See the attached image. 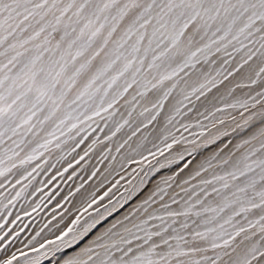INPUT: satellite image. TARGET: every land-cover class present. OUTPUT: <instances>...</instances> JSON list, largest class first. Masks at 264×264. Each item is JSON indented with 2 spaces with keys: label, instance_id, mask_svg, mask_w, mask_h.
<instances>
[{
  "label": "snow or ice",
  "instance_id": "snow-or-ice-1",
  "mask_svg": "<svg viewBox=\"0 0 264 264\" xmlns=\"http://www.w3.org/2000/svg\"><path fill=\"white\" fill-rule=\"evenodd\" d=\"M0 264H264V0H0Z\"/></svg>",
  "mask_w": 264,
  "mask_h": 264
},
{
  "label": "rangeland",
  "instance_id": "rangeland-1",
  "mask_svg": "<svg viewBox=\"0 0 264 264\" xmlns=\"http://www.w3.org/2000/svg\"><path fill=\"white\" fill-rule=\"evenodd\" d=\"M28 231H32V229H31V228H29L28 230H26V232H25V233H22V236H21V238H23V235H26ZM20 246H21V245L17 244V247H20Z\"/></svg>",
  "mask_w": 264,
  "mask_h": 264
}]
</instances>
